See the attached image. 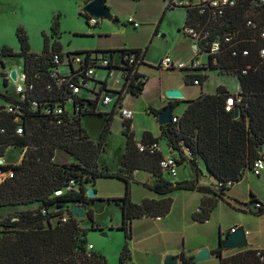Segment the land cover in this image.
Segmentation results:
<instances>
[{
  "label": "trees",
  "instance_id": "16d2710c",
  "mask_svg": "<svg viewBox=\"0 0 264 264\" xmlns=\"http://www.w3.org/2000/svg\"><path fill=\"white\" fill-rule=\"evenodd\" d=\"M168 8L164 5L158 23L161 22ZM195 12L187 14L185 23H190ZM86 25L87 17L84 15ZM264 17V14H263ZM241 16L236 10L228 22V26L238 25ZM51 39L43 33V47L40 53L30 52L28 38L22 30L16 33L19 53L14 54L8 47H3L0 56L22 58V69L27 82H34L35 89L41 92L42 86L49 81V69L52 68V55L62 51L58 38V22L54 20L50 27ZM247 34V31H245ZM264 42L257 40L255 44L245 43L249 50L245 58H232L230 50L224 46L222 54L212 70L234 74L240 85L241 105L236 106L238 116L234 111L225 112L224 105L230 93L222 86L216 88L215 94H201L187 102L182 115L176 124L160 126L162 132L171 135L168 143L172 149L180 151V143L187 148L192 159L190 164L196 167V158L203 162L209 176L216 179L218 188L214 185L198 186V178L202 173L194 170L193 180L169 182L162 178L158 162L161 154L150 155L139 153L136 149L128 122H123V134L127 139L126 151L123 156L122 169L116 173L108 171L106 166L98 168V157L109 134L112 113L85 114L79 118L63 117L57 124L53 117L41 115L38 111H26L20 123L22 134L17 135L18 125L13 122L14 116L2 112L0 114V157L8 147L24 149L21 162L18 164H0V172H11V178L0 182V207H17L36 205L37 211H21L6 220H0V264H106L99 253L87 252V229L79 227L80 219H75L66 212L67 204L77 202L88 206L94 198H87L86 192L90 184L98 178H117L125 182V194L121 198L107 199L121 209L122 224L119 227L124 232L125 243L119 256V264H126L130 259V228L133 219L144 216L163 217L171 208L169 197L159 200L143 199L139 204L132 203L129 198V176L134 170L141 169L151 172L158 178L149 188L159 195H166L177 190H197L202 194L200 207L194 215L197 222L206 221L219 200H223L230 187L228 182L236 184L251 171L253 162L259 157L264 144V60L259 58L258 49ZM131 53L147 51L129 49ZM118 50H106L101 53L115 54ZM110 55V56H111ZM251 68L242 73L246 66ZM220 72V74H223ZM39 75L36 80L34 75ZM228 74V75H229ZM3 77V75H2ZM186 81L199 78L201 84L207 76H186ZM146 83L131 84L129 91L140 95ZM114 93V92H111ZM129 93V94H130ZM40 100L52 103L53 96L41 92ZM44 98V99H43ZM51 99V100H50ZM13 99L0 95V104ZM174 108L171 105V111ZM165 109H162L164 111ZM157 116L158 111H150ZM85 116L105 117L97 142L88 139L81 127ZM175 118V117H172ZM144 133L142 142L147 140ZM179 165V163H178ZM71 182H73L71 184ZM171 184V185H170ZM233 184V185H234ZM67 186H71L66 190ZM57 192H60L57 194ZM260 205L256 215L264 214V206ZM54 208L55 211H49ZM250 211V210H248ZM67 216L66 222L62 217ZM85 216L93 221L90 209ZM15 219V220H13ZM223 240L211 253L219 264H264L254 249H241L224 256ZM264 255V251H261ZM181 264H191L190 257L180 255Z\"/></svg>",
  "mask_w": 264,
  "mask_h": 264
},
{
  "label": "crops",
  "instance_id": "0c3cea01",
  "mask_svg": "<svg viewBox=\"0 0 264 264\" xmlns=\"http://www.w3.org/2000/svg\"><path fill=\"white\" fill-rule=\"evenodd\" d=\"M158 11H160V9ZM159 18L160 16L157 19V23L155 24L156 26L154 27V30L151 35L152 43L156 42L160 32L165 31V29L167 28V23H171V26L177 31V33H179L180 28L185 23L186 13L182 9H177V8L168 9L166 10L160 23H158ZM149 33H150V29L149 31L146 32V34ZM182 36L183 38H185L186 41L191 42L188 37L184 36L183 34ZM160 37L163 38L164 35L160 34ZM104 49L110 50L114 48H104ZM127 49L143 50L142 48H134V47ZM164 56L165 54L157 58H152V53H150V48L147 47L144 62L151 63L152 67L143 65L142 68L146 67V68H152L154 70H159L155 68L154 65L157 64V62ZM1 57L8 58L4 56ZM192 57H193V53H192ZM2 69L3 72L0 74V80L2 82L1 85L3 87V90L0 91V95H4V96L7 95L10 97L14 96L13 88L10 91H7V82L4 81L3 77L1 76L5 74L4 67ZM211 71H216V70H209V72ZM186 73L187 75H184L183 76L184 78L186 76L200 77V75L203 74V71L198 69L195 70V72H186ZM204 74L205 76H207V79L201 84V86L193 85V86L201 87L199 94H196L195 96L192 97H184L182 95V97L184 98L183 100L163 102L158 112L161 113L162 109H166L169 105H173L174 108L171 111V119L172 117L179 118L184 112L188 101L196 99L201 94H215L216 88L218 86L224 87L230 94L235 92L236 86L238 84L236 77L228 74L219 73L220 75H226L235 78V82L226 79L219 80L214 85L212 92L205 89V87H207V84H209L207 83L209 80L208 71L204 72ZM188 82L192 83V81H188ZM171 89H180V88L171 83H167L165 86H162V90L164 91ZM144 91H145V86L141 94H143ZM177 106H180L181 108V111L178 114L174 112ZM151 110L156 111L155 108H149V114H151L150 113ZM151 115L157 121V116H154L153 114ZM89 117L91 116H85L82 118L81 127L88 136L89 140H92L93 142H97L101 129L105 123V117H99L101 121L99 131L93 137L89 136L87 130L88 126L86 127V125L83 123V121L87 120ZM127 124H129V131L132 134L133 141L135 144L137 142L142 141L143 134L147 133L148 134L147 140L148 139L157 140L156 142H158L159 144L158 153L161 154L162 157L170 156L176 158L179 163L178 166L183 164L185 161L190 162V160L192 159V155L190 151L187 148H185L182 143H180V151H176L171 148V146L168 143V140L169 138H171V135H167L164 132H162L160 126L158 130H143L142 135L137 139L135 135V124L133 122V118L130 121H128ZM108 136L103 145V149L98 157V168L100 169L103 166H106L109 172L116 173L123 167L122 161H123L124 153L126 151L127 139L125 137V148L120 156L119 165L117 166L118 168L117 170H113L109 168L110 167V165L108 164L109 162H107V160L104 158L105 149L108 145ZM163 140L165 141L164 145H163L164 142ZM8 149L19 150V157L15 162L4 160L5 153ZM6 151L4 155L0 157L3 163L18 164L21 162L24 149L8 147ZM176 154H179V157H177ZM191 168L193 170V173L194 170L197 168L198 170H200L202 175H206L210 179V183L208 184L202 179V176L199 177L198 186H206V185L213 186L217 183L214 177L209 176L206 173L203 162L200 158H196V167H193L191 165ZM127 175L129 176V198L132 203L139 204L143 199L159 200L166 197L171 198L172 203H171L170 211L163 217L144 216L130 221L129 223L130 236H131V240L129 244L130 259L126 262V264H151L150 257L154 255H161L162 257L169 255L175 256L178 257L177 264H181V259H180L181 253H183L185 257H192L197 251L201 249H207L210 253V258L196 264H219L218 259L215 256H213L211 253L218 247L219 240L224 241L225 237L230 233V230L233 228L236 229L242 228L244 232H247V235H245L247 244L245 247L241 249H254V250L264 251V215H256L254 214L255 212H252L250 210V207L254 206L256 202L264 206V170L258 177H255L257 179V182L254 181L246 182L245 180L247 177L245 174L240 181H238L229 189L226 197L223 200L218 201L216 207L210 213L209 218L202 223L194 220V215L199 210L200 201L202 198V194L197 190H177L168 193L166 195H159L149 188L150 186L154 185L158 180V178L154 176L151 172L137 169L130 173H127ZM162 178L165 179L163 172H162ZM194 178H195V173L188 180H193ZM101 180L103 181L107 180L109 182L112 181L119 182L120 189L118 191L113 192L112 189H110L111 186L109 187L101 186L97 190L96 188L98 186V181ZM87 188L93 189L96 193V196L94 197V199L96 200L91 202L86 207V210L90 209L92 211L93 221H90L85 216L83 219H80L79 227L81 229H87L88 230L87 234L89 232L98 234L97 237H88L86 234V242L88 243V245L92 246L93 252L99 253L101 256H103L106 260V264H119L120 252L125 243L124 232L119 229V227L122 224V214L120 207L116 205L114 202L108 201L107 199L123 197L125 194L126 184L124 181L117 178H98L95 180L94 184H90ZM67 206H68L67 210H69L71 209L73 204L68 203ZM111 207H114L116 209L114 210L116 216L115 214H111V213L107 214V209H111ZM101 218L103 219V222L99 221ZM241 249L232 250V251L225 250L223 254L224 256H228L233 254L235 251Z\"/></svg>",
  "mask_w": 264,
  "mask_h": 264
},
{
  "label": "built area",
  "instance_id": "2783aa9c",
  "mask_svg": "<svg viewBox=\"0 0 264 264\" xmlns=\"http://www.w3.org/2000/svg\"><path fill=\"white\" fill-rule=\"evenodd\" d=\"M83 4L91 0H82ZM165 6L168 9H182L186 16L194 11V18L190 23H184L179 30L181 34L188 37L193 42V57L189 63L184 64L174 61L169 56L162 57L155 68L165 71L182 70H202L204 72L212 70L211 67L217 64V60L222 54L224 46L230 50L232 58H245L249 55V50L244 47L245 43L255 44L257 40L264 42V0H166ZM239 10L241 20L238 25L229 27L233 13ZM86 15V14H84ZM89 26H96L97 19L88 15ZM134 28L138 24L132 19H128ZM247 31V34L245 33ZM115 54H104L103 51H85L81 53H71L60 51L52 55V68L49 69V81L45 83L41 92H47L53 96L52 103L39 101L41 92L35 89L34 82H27L26 75L16 72L15 80L10 77L9 70L3 75V80L13 83V101L0 104V114L2 112L14 116L13 122L18 125L16 134H22L20 123L26 111H38L41 115L53 117L56 123H61V118H79L85 114L103 113L105 115H119L122 122H128L133 117V112L122 106V99L131 90V84L135 87L146 83L147 80L141 72V67L145 65L143 53H131L127 48L117 49ZM204 54L206 61H200L198 55ZM111 55V56H110ZM258 56L264 60V46L258 49ZM60 67L63 68L60 71ZM251 67L248 65L242 71L243 74ZM217 72L219 69L216 70ZM119 76L113 80V85L108 83L114 74ZM37 80L39 75L35 74ZM198 79H193V85H200ZM116 85V86H114ZM240 85L236 86L234 93L230 94L224 105L225 112L237 110L236 106L241 105ZM114 92V93H111ZM7 96V95H6ZM10 97V96H8ZM44 99V98H43ZM51 100V99H50ZM114 101L113 107L108 109ZM238 111V110H237ZM178 119L172 118L171 123L176 124ZM3 132V129H0ZM139 153L154 155L159 152V144L152 142H137L135 144ZM158 167L163 173L171 178L177 175L178 160L174 157H162L158 162ZM264 170V151H260L259 157L253 162L251 175L258 177ZM11 178V172H0V182L5 178ZM73 182H71L72 184ZM234 183L228 182L227 186ZM71 186H67L69 190ZM60 192H57L59 194ZM257 208L259 204H255ZM15 220V219H13ZM62 222H66L67 216L62 217ZM236 228L230 230V233ZM247 235V232H245ZM87 252L92 251V246L87 245ZM260 260H264V255L257 251Z\"/></svg>",
  "mask_w": 264,
  "mask_h": 264
},
{
  "label": "rangeland",
  "instance_id": "374dc122",
  "mask_svg": "<svg viewBox=\"0 0 264 264\" xmlns=\"http://www.w3.org/2000/svg\"><path fill=\"white\" fill-rule=\"evenodd\" d=\"M166 0H105V5L109 9L113 22L105 19H97V26L86 25L84 13L82 12V0H0V51L3 47H8L14 54L19 53L16 33L22 30L29 43L30 52L40 53L43 47V33L51 39L52 34L50 27L54 20L58 22V38L63 51L71 53H81L85 51H106L104 48H150L152 58L159 56H169L173 60L187 64L192 57L193 42L186 41L181 32L177 31L167 23L165 31L160 32L156 42H151V35L154 30L157 19L160 16ZM160 9V11H158ZM158 14V15H157ZM132 19L138 24L134 28L128 19ZM150 33L146 34L147 31ZM181 29V28H180ZM191 43V45H190ZM190 45V47H189ZM200 61L205 62L204 54L198 55ZM152 60V59H151ZM151 66V63H144ZM6 74L9 70H16L18 74L22 72V60L18 56L2 58L0 56V74ZM63 68L60 67V71ZM141 72L145 76L147 82L145 91L141 95L128 94L122 99V106L133 112V122L135 124V135L138 139L142 135L143 130H158L159 125L155 118L149 114V108H155L159 111L163 102H171L174 99H167L162 90V86L171 83L180 89H174L182 93L184 97H192L200 93V86H193L192 83L183 77L186 72H195L193 70L182 71H159L152 68L141 67ZM223 73V72H222ZM229 74V73H223ZM209 80L206 90L212 91L214 85L219 80H231L235 82V78L220 75L216 71H208ZM230 75V74H229ZM235 76L234 74H231ZM2 76V75H1ZM119 76L116 72L112 79H109V85H113V80ZM14 83V82H13ZM13 83L8 80L7 91L13 88ZM0 80V91L3 90ZM116 86V85H114ZM176 99V100H183ZM114 101L108 109L113 107ZM181 106V105H180ZM180 106L175 108V113L181 111ZM182 107V106H181ZM89 136L93 137L99 131L101 124L100 118L89 117L84 120ZM164 141V140H163ZM165 141L163 142V145ZM125 148V136L123 134V122L120 116L114 115L110 124L108 145L105 149L104 158L109 162V168L117 170L120 156ZM179 157V154H176ZM19 157L18 149H8L5 153L4 160L15 162ZM1 160V159H0ZM3 163V162H2ZM193 170L189 162H184L177 167V176L171 178L164 173L165 180L169 182L188 180L193 176ZM203 176V175H202ZM201 177V176H200ZM246 182H257L255 176L249 172L246 173ZM110 187L112 191L120 189L119 182H109L107 180L98 181L97 190L100 187ZM231 188V187H230ZM109 189V188H108ZM227 195V191L225 196ZM225 198V197H224ZM35 212L36 205H27L20 207H0V220H6L17 215L20 211ZM114 207L107 209V214H115ZM49 211H55L54 208ZM264 215V214H263ZM116 216V214H115ZM103 222L101 218L99 220ZM97 233L89 232L88 237H97ZM100 239V238H99ZM101 241V240H100Z\"/></svg>",
  "mask_w": 264,
  "mask_h": 264
},
{
  "label": "water",
  "instance_id": "95a60500",
  "mask_svg": "<svg viewBox=\"0 0 264 264\" xmlns=\"http://www.w3.org/2000/svg\"><path fill=\"white\" fill-rule=\"evenodd\" d=\"M82 12L95 19H99V20L105 19L111 22L114 21L109 9L105 5V0H91L89 2L84 3ZM10 77L12 80H15L16 77L15 70H12L10 72ZM165 97L167 99H174V100L181 99L182 93L177 90L171 89L165 93ZM234 116L235 117L238 116L237 110H234ZM157 123L159 126H167L171 124V105H169L164 111H162L157 115ZM261 149L262 151H264V144L262 145ZM1 163L2 161L0 160V164ZM202 179L206 183L208 184L210 183V179L208 178V176L203 175ZM214 188L217 189L218 185L215 184ZM86 196L87 198H94L96 196V193L93 189H88L86 192ZM71 203L73 204V206L71 207V209L67 210L66 212H68L71 215V217L75 219H83L85 217L87 206L79 205L77 202H71ZM258 209L259 208H257L255 204L254 206L250 207V210L252 212H258ZM246 244L247 242H246L245 232L242 228H238L236 229L235 232L229 233L225 237L222 246L225 250L232 251V250L241 249L245 247ZM209 258H210L209 251L207 249H201L197 251L192 257H190V263L191 264L200 263ZM150 261L151 264H177L178 257L171 255L165 257H162L161 255H154L150 257Z\"/></svg>",
  "mask_w": 264,
  "mask_h": 264
},
{
  "label": "bare ground",
  "instance_id": "6f19581e",
  "mask_svg": "<svg viewBox=\"0 0 264 264\" xmlns=\"http://www.w3.org/2000/svg\"><path fill=\"white\" fill-rule=\"evenodd\" d=\"M71 204V203H70Z\"/></svg>",
  "mask_w": 264,
  "mask_h": 264
}]
</instances>
